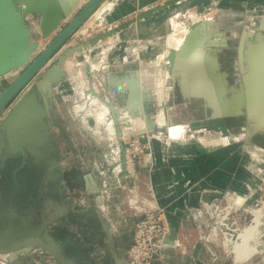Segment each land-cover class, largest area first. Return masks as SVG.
I'll use <instances>...</instances> for the list:
<instances>
[{
  "label": "water",
  "instance_id": "water-1",
  "mask_svg": "<svg viewBox=\"0 0 264 264\" xmlns=\"http://www.w3.org/2000/svg\"><path fill=\"white\" fill-rule=\"evenodd\" d=\"M106 1L0 0V79L12 72H18V76L0 92V163H6L17 152H24V148L33 157L50 156L47 119L54 87L66 77L63 69L65 61L75 52H90L94 46L114 37L133 23L109 27L107 31L60 53L66 42ZM184 1L186 0H167L155 5L138 14L135 22L145 20ZM120 3L122 0L117 1V4ZM109 11L106 10L102 16L105 17ZM31 17L37 19L36 23L43 40L56 34L35 57L33 55L38 51L40 42L34 38L35 27L30 20ZM66 20H68L66 25L62 26ZM101 21L99 20V23ZM259 27L264 28V18L260 20ZM216 38L221 39L220 43H216ZM223 46H228L227 40L223 34L218 33L217 23L214 22V28H210L205 20L193 26L183 44L170 53L167 57V68L170 70L174 87H180L183 91L182 98L185 101H189L190 97L208 101L210 111L200 114L207 116L209 127L228 133L232 127H239V120L243 121L244 117L247 135L251 136L259 126H264V44H256L244 52L241 41L239 59L241 64L245 60L247 65L245 69L242 66L244 75L238 86L239 93L234 95L231 102L222 101L220 95V103H217L214 97L208 94H197L196 89L205 91L209 86L202 65L203 57L207 55L205 61L210 65L207 69L210 72L211 68L218 66L217 58ZM138 75L139 72L136 73V79ZM209 75L212 77L211 73ZM106 76L107 89H115V94L127 95L124 110L128 116L121 124L123 129H130L129 106L134 96L133 85L136 79L132 78V75L126 77L124 87L121 89ZM146 97L144 95V99ZM100 99L107 105L114 127L117 128V137H120L121 124L117 120L113 104ZM149 122L150 120H147L148 126L152 124ZM149 127L151 129L152 125ZM20 169L14 171V179ZM15 198L16 193H11L9 197H5V193H0V250L11 254L13 264H25L24 260H17V257L34 249L46 252L58 264H78L67 255L62 244L53 237L46 226L29 220L14 207ZM123 262L124 260L122 264Z\"/></svg>",
  "mask_w": 264,
  "mask_h": 264
},
{
  "label": "rangeland",
  "instance_id": "rangeland-1",
  "mask_svg": "<svg viewBox=\"0 0 264 264\" xmlns=\"http://www.w3.org/2000/svg\"><path fill=\"white\" fill-rule=\"evenodd\" d=\"M107 1L103 4L104 6L102 5V8L105 9L104 12L106 11L105 5H110V7L108 8L109 10L119 5L117 4L118 0H107ZM165 1L167 0L160 2L158 1L159 2L158 4H161ZM102 8L100 7L97 13H99V10ZM149 8L151 7L141 9L140 12L139 10H136L133 11L132 13H126L125 15H123L124 17L123 16L121 17L120 20L125 21V23L133 22L130 25L132 26L138 23L135 22L136 16ZM155 14L157 16H154V18L149 20L150 22H146L148 25L149 24L151 25L150 30L148 27L147 28L144 27L142 31L135 32V34L132 37L129 36V34H125V35L120 34L118 38H114L113 40H111L112 43L109 45H105L103 43L108 40L106 39L105 41L100 42L97 46H94L93 50H91L90 52H85V51L75 52V54L68 57V59L65 61L63 65V69L66 72V77L60 83L62 84L61 87L64 90L63 92H59V96L57 98L58 105L62 110L66 123L70 127L72 137L75 143L80 147V149H83L84 151H88V153L93 151L95 153L98 163L99 162L103 163L107 167H108V163L106 162L107 161L105 156L106 154H110L109 158L111 157L116 158L118 160L117 163H120L119 166L121 168L124 167V164L121 163L124 155L125 145L123 144L122 140H120L119 138L121 136L127 135V139H126L127 141L133 140V138H128V135L131 134L130 130L123 129L121 125H119L120 137H117L118 136L117 135L118 133L116 132L117 128L115 129L112 118H109L110 113L108 111L107 106L100 99L102 98L105 100L108 98V100H111L109 99L110 96L109 94L111 93L110 91L112 90H109L105 87L106 80L104 78L105 76L103 75V71H105V68H107V63L109 62V58H112L114 60V58L120 57V55L124 51L131 52L132 50H137L136 51L137 53L135 54L137 56V62L140 63L141 61H143L144 65L141 68L144 70H148V72H150L147 78L145 76L144 77L141 76L137 78L138 81L139 80L141 81V83L139 81L138 87L136 88V95H134L133 98V100L135 99L134 102L136 103L142 102L145 95L144 92L147 90V86L153 83V78H154L153 76H155L154 86L156 85L155 87H157L155 90L156 94H153L152 99H150L151 104L148 105V110L146 109L147 101L145 99V102L144 101L143 102L144 104H146L145 105L146 110H143V112L139 111L137 114V116L138 115L142 116L140 118L146 123L147 120H150V122L153 121V123L151 124L153 125L152 126L153 128L151 127L150 131L146 130L149 131L150 133L146 132L145 134H140L144 136L142 140L143 143H147L148 140L150 143V149L148 150V152L149 151L152 152L154 159L153 160L154 165L152 171L156 167V154H155L154 145L151 142V136H154V134H158V132L163 131L161 129L162 124L160 123L163 124L167 123V121L164 120L163 116L168 117V119L170 117V120L172 122L176 120L179 122H183L184 125H187L188 127L187 133H184L182 135V137L184 136L185 140L198 141L201 138H205V140L207 141L208 139H211L215 135H220V134H222L223 141H230L234 139V137L231 136V134H228L227 139H225L224 133H222L221 130L208 126L207 119L202 120V122L199 124V122L196 121L197 120L196 118L202 116L200 112L196 111V109L193 108L192 106L181 105L182 100L179 95V90L177 87H173L171 83L172 78L170 75V70H168L167 68V64H168L167 57L173 50L177 49L176 44L179 43L177 39L179 38L180 39L179 41L182 40L181 39L182 37H184L183 39H185L187 32H189V30L193 26H197L200 23L205 22V20L208 22L209 25L214 24L215 22L218 25V33L224 35L228 44L227 47L220 48L222 50L224 49V51L228 54L227 59L221 56L222 58L221 61L223 62L222 64L225 69L231 72V76L232 73L240 74V68L237 65L238 63L237 61L239 60V45L241 42V35L244 29L254 31L256 27H259L260 20L264 18V0H186L179 4L170 6L167 9L157 12ZM108 15L109 14L103 17L101 13L99 17H97L98 15L95 13L96 17H94L93 15V17H91L79 29V31L75 34V36L73 38H70L66 42L64 48L60 50V53L62 51H65L67 48L77 46L83 43L85 40H88L97 34H101L104 31H107L109 27H115L117 24L111 23L112 25H109ZM98 18L99 20H102L100 23ZM30 20L31 22H33L35 27L34 38L40 42L38 50L45 48L50 43V41L54 39L55 35H51L48 39L43 40L39 33L38 24L36 23L37 19L35 17H31ZM67 21L68 20L63 22L62 26L66 25ZM130 26L128 28H130ZM249 38H254V36H250ZM172 40L174 42H172ZM220 40L221 39L219 38L215 39V41L218 43H220ZM117 43H119V45H116ZM145 43H147L146 46ZM40 45L42 48H40ZM39 51H37L33 55V57L38 55ZM221 52L219 55H221ZM87 54H89L92 57L89 60V61L92 60L90 65L86 61V58L88 56ZM141 55H143V57H141ZM109 64L112 63L109 62L108 65ZM142 72H145V74L147 73L146 71H141V73ZM168 74L170 76H168ZM17 76L18 74H14L8 79L2 80L1 84L3 85L8 82L10 83ZM231 78H232L231 79L232 84L233 85L237 84V80L234 81L236 77L235 78L231 77ZM143 81H145V85H144L145 87L142 85ZM240 82L241 81H238V83ZM59 85H57L56 88H59ZM92 92H95L97 95ZM118 99L119 98L116 95L115 96L116 108L124 109V107L126 106V99H127L126 95L122 94L121 97L122 101H119V103L117 102ZM95 100L99 102H95ZM105 101L108 103L107 100ZM168 108L170 109L167 110ZM167 112H169V116ZM125 115L126 114H124V116ZM125 117H127V115ZM91 122L93 123L91 124ZM197 123L198 125H195ZM172 125L175 124L172 123ZM184 129L186 131V126H184ZM163 132H161L162 136H159L160 137L159 139L161 138L163 139L167 135L173 136L172 134L165 133L166 131ZM132 135L135 136L134 134ZM235 136L238 137L237 134ZM254 140L256 142L261 141L256 137L254 138ZM65 146L66 145H64V148ZM113 158L112 161L110 160L111 162H115ZM91 161L92 159L87 160L88 167H91ZM256 164H259L258 168H261L262 171H264V168L262 167L264 166V160L261 162H256ZM115 168H118V166L116 165ZM134 168L136 169V171H139V168H144L143 163L139 164L138 162H136ZM144 169H148V168H144ZM112 171L113 170L111 169L108 172V174L112 176L110 178V181L108 182V186L111 185V187L115 189L107 190V191L103 189V192L101 194L102 195L101 199L107 200L106 206H108L109 204V208H112V210L110 211L111 216L109 217L114 222L119 223V226L117 223L114 224V226L117 227V228L115 227V229L119 231L125 229L126 232L125 231L124 232L128 233V230L129 231L130 229L132 230L133 220L130 219L131 217L129 214L131 213L127 211V207L124 202L125 192L124 190L117 187L118 179L117 176L115 177L114 172ZM118 174L120 173L118 172ZM97 177H99L98 174ZM136 178L138 183L141 185L142 191H145V188L144 189L142 188V186L145 187V182L142 179V177L137 175ZM262 179L264 180V177L260 176V180H256L254 183L250 182L245 184L247 190L245 193H240L236 190L217 192L218 196L215 198L221 200V203L219 204H221V207H224L226 205V202L223 198L226 193L234 192L233 196L235 197H241V198L249 197L246 204L244 205V207L249 211V213L247 215L246 213L242 212L240 213V217L242 219H244V217H247L246 218V221L248 222L247 227L251 226L254 221L253 220L254 213H252V211L257 209H262L264 211V204L258 203L257 201L258 196L260 195L261 197H264V194L263 192L260 191L256 192L255 190L257 186H259V184L262 183L263 181ZM133 180L132 178L128 179L127 181L124 179L122 183L127 182V184L130 185L132 184ZM99 185L101 186L102 184ZM115 190L118 191L119 195L115 194V192H111ZM42 204H43L42 197L31 202L32 208H39L40 210L42 208ZM118 207L120 209H118ZM123 219H127V221L124 222ZM186 226H189L188 230L192 235H190V238L188 240H185L182 237L181 239H179V241L182 242L183 240V242H185V244L188 245L189 249L190 248L194 249V246L196 247L199 244L203 246L202 237L206 236L207 227L205 225H197L193 221H190L187 225H185V227ZM124 232L122 234H124ZM67 233L70 239L74 243L82 245L85 248H87L88 249L87 252L89 253V255L93 256V251L91 250L92 246H90V243L87 241V239H89L91 235L90 233H88V230L85 228V226H83L82 228L70 227L68 228ZM227 237H228V241H231L232 243L231 242L226 243ZM258 237H259L258 238L259 244L257 246L259 249L258 253H256L248 261L236 263L233 247L234 244H236L239 240L238 241L235 240L234 236L233 237L229 235L224 236L221 232H219L218 238L216 239L215 242L211 244L213 250L217 253L218 256V260L213 264H262L264 261V224L259 227ZM124 242L126 243L127 241ZM202 249L204 252H201L203 254L202 256L199 257L200 262L203 264H211L210 256L208 255L204 246ZM22 255L25 258L26 264H36L35 261H39L41 258L45 259L46 257V256H41L39 254H34V256H32V252ZM10 256L11 254L8 252L0 251V264L7 263L6 260L10 259ZM107 257L110 258L108 255ZM193 264H197V262L195 263L194 261Z\"/></svg>",
  "mask_w": 264,
  "mask_h": 264
},
{
  "label": "crops",
  "instance_id": "crops-1",
  "mask_svg": "<svg viewBox=\"0 0 264 264\" xmlns=\"http://www.w3.org/2000/svg\"><path fill=\"white\" fill-rule=\"evenodd\" d=\"M158 1L160 2L164 0H123L122 3L110 9L108 13L109 14L108 23L109 25H112L111 23L121 25L125 23V21H122L120 19L126 13H132L133 11L136 10H139L140 12L141 9L152 7L153 5L158 4L159 3ZM154 16L157 15L155 14L153 16H150L146 18V21L145 20L140 21L130 26V28L121 31L117 36L115 35L114 37L108 38V40L103 43L105 45L111 44L112 43L111 40H113L114 38H118L120 34L121 35L129 34V36L132 37L135 34V32L142 31L144 27L145 28L148 27L150 30L151 25L150 24L148 25L146 22H150L149 20L154 18ZM255 29L254 31L244 29L242 32L241 41L244 52L249 47H252L256 44H264V30H263L264 28L256 27ZM250 36H254V38H249ZM116 45H119V43H117ZM146 45L147 43H145V46ZM224 47L226 46H223L222 48ZM136 51L137 50H132L131 52L124 51L120 55V57H116L114 58V60L112 58H109V62L112 64L108 65L109 63L108 62L107 68H105V71H103V75L104 76L107 75L106 77L113 80L114 84L116 85L119 84L121 89L124 87V79L126 77L132 75V78H135L136 73L139 72L138 77L145 76L147 78L148 74L150 73L148 72V70H144L141 68L144 65L143 61H141L140 63L137 62V56L135 55L137 53ZM221 51L224 52V49L223 50L221 49ZM87 55L88 56L86 58V61L90 65L92 60L91 61L89 60L92 57L89 54ZM206 56L207 55L203 57V67H204L205 76L207 77V80L209 82V86H207L208 88L205 91H202L201 89H196V93L200 95H203L204 93L208 94L209 96L214 97L217 103H220V95H221V99H223L222 101L231 102L234 95L236 93L237 94L239 93L238 81H241L244 75L242 66L243 69L246 68L247 64L245 63V60H243V64H241L240 59L237 61L238 62L237 65L240 68V74L232 73L231 76V72L225 69L222 64L223 62L221 61L222 59L221 55H219L217 58V60L219 61L218 66L215 68H211V71L209 72V70L207 69L208 66L210 67V65L209 63L207 65L205 61ZM141 57H143V55H141ZM141 71H146L147 73L146 74L145 72L141 73ZM209 73H211L212 77L209 75ZM153 77L155 78V76ZM231 77L233 78L236 77L234 81L237 80V84L235 85L232 84ZM154 78H153V83L151 85H148L147 90L144 92L145 96H147L146 97L147 105L145 104L147 110H148V105L151 104L150 99H152L153 94H156L155 90L157 87H155L156 85L154 86L155 84ZM1 81L2 80H0V92L7 86L4 84L2 85ZM171 83L172 86L174 87L172 81ZM235 88L236 91H234ZM114 90L115 89H112V91H110L111 93L109 94L110 95L109 99L111 100H108V98L105 100H107L108 103L113 104L115 115L117 116V120L119 124H121L124 121V119H126V117L123 114L124 109L116 108L115 96L117 95V97L119 98L117 100V102L119 103V101H122L121 99L122 95L118 93H116L115 95ZM178 90L182 100L181 105L192 106L193 108L196 109V111H199L200 113L201 112L208 113L210 111L208 101L204 100L203 98H192V97L189 98V101H185L182 98L183 91H181L180 87L178 88ZM243 92L245 94V89ZM144 100L145 99H143L142 102ZM95 102H99V101L95 100ZM146 109L144 104H142L140 106L139 111L143 112V110ZM169 109L170 108H168L167 110ZM167 113L169 116V112ZM201 115H202L201 117L196 118L197 119L196 121H198L199 124L202 122V120H205L207 118L206 115L203 114ZM163 117L164 120L167 121V123L162 124L161 129L163 131H166L165 133H169L168 125L172 123L175 125H181L183 128L177 135H173V136L167 135L163 139L162 138L159 139L160 138L159 136H162L161 132L163 131L158 132V134H154V136H151V142L154 145L155 154H156V167L152 172H148V169L139 168V171H137V175L142 177L145 184H147L148 182L152 183L156 191L157 202L159 206L166 210L167 219L171 225V230H172L171 239H176V238L181 239L184 236L192 235L188 230L189 226L185 227V225L189 223V221L185 222L183 218V209L185 207H199L204 203H209L211 200H213L215 197L218 196L217 192L236 190L240 193H245L247 191L245 184L250 182L254 183L256 180H260V176L264 177V171H262L261 168H258L259 164H256V162H261L264 160V126H259V127L256 126L258 127V130L255 133H253L251 136H248L247 126L243 117L242 118L243 121L239 120L240 125L239 127H237L238 132L236 134L238 135V137L235 136L236 134L233 129L228 131V133L234 137L233 140L223 141L222 134H220V135H215L214 137L208 139L207 141L205 140V138H201L198 141H190V140H185L184 136L182 137L184 133H187L188 130L187 125H184L183 122H179L176 120L172 122L170 120V117L169 119L166 116ZM195 125H198V123ZM184 126H186V131L184 129ZM132 127L131 128L129 127L131 133L145 134V133L137 132ZM255 137L260 139L261 141L256 142L254 140ZM105 156L107 160L106 162L108 163V167L105 164H103L101 170L104 171L105 177H103L102 179L107 187H102V188H106L108 190H114L115 188L111 187L110 184H109L110 186H108V182L112 177L111 175L108 174V172L112 169L113 170L112 172H114L115 177L117 176V179L118 180L121 179V181H124L125 179L124 172L121 173L122 171L119 172V170L115 168L116 165L115 163H117L118 161L116 158L113 157L109 158L110 154H106ZM112 158L115 162H111ZM121 164H123V161ZM262 167L264 168V166ZM123 168L122 170L124 171ZM118 172L120 174H118ZM142 188L144 189L145 187L142 186ZM111 192H115V194H118V191L116 190ZM101 202L103 205H105L107 200L101 199ZM111 210L112 208H109V204H108V209L106 210V214L108 217L111 216L110 215ZM109 220L113 226L115 223H117L119 226V223L114 222L110 217ZM115 227L116 226H114V228ZM117 231L119 233L121 231L120 234H122L125 231V229H122L120 231L117 230ZM125 232L122 235H124L123 242L127 241L126 243L124 242L125 249H127L130 246V242L132 241V230L131 229L130 231L128 230V233ZM202 248L203 246L199 244L194 249L190 248L188 254L186 255H183L179 249L168 248L162 251L163 259L161 260L157 259L155 262H153V264H193L194 259L202 256L203 253L201 252H204ZM43 260L44 259L41 258L39 261H43Z\"/></svg>",
  "mask_w": 264,
  "mask_h": 264
},
{
  "label": "flooded vegetation",
  "instance_id": "flooded-vegetation-1",
  "mask_svg": "<svg viewBox=\"0 0 264 264\" xmlns=\"http://www.w3.org/2000/svg\"><path fill=\"white\" fill-rule=\"evenodd\" d=\"M221 56L227 59L228 54L224 51ZM60 85L54 87L47 119L50 156L33 157L24 148V152H17L6 163H0V193H5V197L16 193L14 207L29 220L46 226L76 263L122 264L124 260L123 264H129L124 235L111 224L106 214L108 206L101 202L103 163H98L93 151L88 153L75 143L58 105L59 92L64 90ZM232 129L237 133V127ZM88 159H92L91 167L87 165ZM19 168L14 179L13 173ZM40 197L43 198L41 210L32 208L31 202ZM83 226L91 235L87 241L94 257L87 248L74 243L67 233L70 227ZM31 252L32 256L47 254L40 249ZM21 255L17 260L25 261Z\"/></svg>",
  "mask_w": 264,
  "mask_h": 264
},
{
  "label": "built area",
  "instance_id": "built-area-1",
  "mask_svg": "<svg viewBox=\"0 0 264 264\" xmlns=\"http://www.w3.org/2000/svg\"><path fill=\"white\" fill-rule=\"evenodd\" d=\"M40 48H42L41 45ZM43 49L44 48L39 50L42 51ZM14 74H18V72L11 73L0 80L8 79ZM128 138H133V140L127 141V136L121 139L119 138L125 145L122 159L124 171L119 166L120 163H115L118 166L116 169H118L119 172L122 171L121 173L124 172L126 181L131 178L133 180L134 178L130 185L127 184V182L122 183L120 179L117 181V187L125 192L124 202L127 211L131 213L129 214L131 217L130 219L133 220L132 241L126 252L128 263L153 264L157 259H163L162 251L168 248H179L183 255L188 254L189 247L183 240L180 242L179 239H177L178 244L176 245H172L169 242L165 243V238L171 232V225L168 222L166 210L159 206L156 191L152 183L148 182L145 184V191H142L141 185L136 180L137 171L134 168L136 162L139 164L143 163L144 168H148L149 172H152L153 169V154L150 151L148 152L150 149L149 140L147 143H143V135H130ZM101 174L105 177L104 171H102ZM104 187H107L106 184H104ZM104 189L106 191L108 190L106 188ZM255 190L256 192L260 191L264 194V180ZM233 195L234 192L225 194L223 199L226 205L224 207H221V204H219L221 200L215 198L209 203H204L199 207H185L183 209V218L185 222L193 221L197 225H205L207 227L206 236L202 237V244L210 256L211 264L218 260L217 253L213 250L211 244L216 241L219 232L224 236L229 235L231 237H236V234L244 231L248 225L246 221L247 217L242 219L240 213L244 212L248 215L249 211L244 205L249 197L241 198ZM257 201L258 203L264 204V197L259 195ZM118 209L120 208L118 207ZM123 221L126 222L127 219H123ZM183 238L188 240L190 236H184ZM45 256L43 261H35V263L58 264L52 257L47 254ZM6 261L7 263L2 264H13L11 259H7ZM194 261L195 263L197 262V264H203L200 262L199 258L194 259Z\"/></svg>",
  "mask_w": 264,
  "mask_h": 264
},
{
  "label": "bare ground",
  "instance_id": "bare-ground-1",
  "mask_svg": "<svg viewBox=\"0 0 264 264\" xmlns=\"http://www.w3.org/2000/svg\"><path fill=\"white\" fill-rule=\"evenodd\" d=\"M108 2V1H107ZM112 2V1H111ZM104 6V5H103ZM106 7V10L110 7V5H105ZM102 8V6H101ZM104 8L100 9L99 10V13L96 12V14L98 15L97 17H99V15L102 13H105L104 12ZM109 10V9H108ZM94 17L95 14H94ZM99 20V18H98ZM97 20V21H98ZM91 25V24H90ZM213 25V26H212ZM210 28H214V24H211L209 25ZM89 29V28H88ZM184 37H182L181 41H179L180 39L178 38V44L177 45V49L183 44L184 40L183 39ZM172 39V38H171ZM262 39V37H261ZM172 42H174L172 40ZM171 43V42H170ZM218 43V42H216ZM174 48V47H173ZM176 49V50H177ZM175 51V50H173ZM172 51V52H173ZM169 52V51H168ZM168 54V53H167ZM170 55V54H169ZM168 56V55H167ZM203 65V63H202ZM168 66V65H167ZM13 73V72H12ZM169 76V74H168ZM140 81V80H139ZM139 81L136 79L135 81V84L133 85V93L134 95H136V88L138 87V83ZM141 83V81H140ZM119 85V84H118ZM123 85V84H122ZM142 85L144 86L145 85V81L142 82ZM145 87V86H144ZM143 87V89H144ZM235 91V90H234ZM159 92V91H158ZM202 93V92H201ZM236 93V92H235ZM95 94V93H94ZM93 94V95H94ZM237 94V93H236ZM97 95V94H96ZM139 95V94H138ZM92 96V95H91ZM94 97V96H93ZM98 97V96H97ZM134 97V96H133ZM133 97L131 99V104L129 106V112H130V115L132 118H130V127L134 128L137 132H141V133H146L147 131L146 130H150V127L147 125V123L145 121H143L140 117V115L137 116L139 110H140V106L143 104L142 102L140 103H136L134 102L135 99L133 100ZM95 98V97H94ZM92 99V97H91ZM137 99V98H136ZM138 99H139V96H138ZM137 99V100H138ZM225 99V98H224ZM223 100V99H222ZM123 114H126L128 116V113L126 111H124ZM125 115V116H126ZM100 119V118H99ZM133 119V120H132ZM93 122H91L92 124ZM160 124H163V123H160ZM169 127V134H172V135H177L181 130H182V126L181 125H172V124H169L168 125ZM224 133V132H222ZM133 133H131L130 135H132ZM135 136H138V133H134ZM229 134V133H228ZM226 133H224V138L227 139V135ZM128 135V136H130ZM140 135V134H139ZM127 135H124V136H121V138H124L126 137ZM255 155V154H254ZM252 213H254V221L252 223L251 226L247 227L244 231H242L241 233H238L236 234L237 236L235 237V240H239L236 244H234V247H233V252L235 253V261L236 263H241V262H245V261H248L250 258H252L256 253H258L259 249H258V244H259V237H258V233H259V227L261 225L264 224V211L262 209H257V210H253ZM171 233H172V230L171 232L169 233V235L165 238V243L169 242L170 244L172 245H176L178 244V240L177 238L176 239H171ZM233 239V238H232ZM227 242H231V241H228V237L226 238V243ZM232 243V242H231ZM2 251V250H0ZM3 255V254H2ZM6 256V255H5Z\"/></svg>",
  "mask_w": 264,
  "mask_h": 264
},
{
  "label": "trees",
  "instance_id": "trees-1",
  "mask_svg": "<svg viewBox=\"0 0 264 264\" xmlns=\"http://www.w3.org/2000/svg\"><path fill=\"white\" fill-rule=\"evenodd\" d=\"M4 85H8V83H5Z\"/></svg>",
  "mask_w": 264,
  "mask_h": 264
}]
</instances>
